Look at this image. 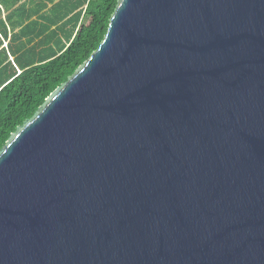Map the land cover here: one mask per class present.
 Masks as SVG:
<instances>
[{"label":"water","instance_id":"obj_1","mask_svg":"<svg viewBox=\"0 0 264 264\" xmlns=\"http://www.w3.org/2000/svg\"><path fill=\"white\" fill-rule=\"evenodd\" d=\"M0 264H264V0H119L0 152Z\"/></svg>","mask_w":264,"mask_h":264},{"label":"trees","instance_id":"obj_2","mask_svg":"<svg viewBox=\"0 0 264 264\" xmlns=\"http://www.w3.org/2000/svg\"><path fill=\"white\" fill-rule=\"evenodd\" d=\"M119 0H0V152L105 40Z\"/></svg>","mask_w":264,"mask_h":264}]
</instances>
